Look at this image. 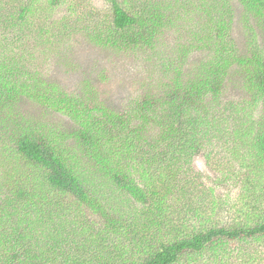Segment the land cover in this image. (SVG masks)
Wrapping results in <instances>:
<instances>
[{
	"label": "trees",
	"instance_id": "16d2710c",
	"mask_svg": "<svg viewBox=\"0 0 264 264\" xmlns=\"http://www.w3.org/2000/svg\"><path fill=\"white\" fill-rule=\"evenodd\" d=\"M64 1L0 0V43L19 31L36 45L38 37L51 44L84 30L101 47L148 50L161 59L152 68L164 80L110 104L98 93V72L97 81L86 75L71 91L35 69L29 50L0 46L9 141L0 170V264H51L58 255L56 264H100L101 248L106 263L264 264V0H104L103 22L78 16L49 24ZM236 7L248 33L241 51L232 33ZM178 19L191 24L186 41L178 37L170 54L158 50L156 39L168 26L177 31ZM232 72L249 99L224 98ZM22 97L75 127L45 129L17 110ZM216 151L233 154L245 170L236 206L198 191L193 183L204 181L195 172L183 178L194 156ZM80 209L100 223L78 231L70 216ZM117 238L133 243L127 254Z\"/></svg>",
	"mask_w": 264,
	"mask_h": 264
},
{
	"label": "rangeland",
	"instance_id": "374dc122",
	"mask_svg": "<svg viewBox=\"0 0 264 264\" xmlns=\"http://www.w3.org/2000/svg\"><path fill=\"white\" fill-rule=\"evenodd\" d=\"M69 4L72 6L76 5V9H70ZM47 12V10L45 9ZM83 12V14L81 13ZM107 4L104 0H65L59 8H57L54 13L49 17V24L55 22L58 19V24L60 27L66 22L67 19H74L80 16L81 18L90 17L99 22L106 18ZM239 8L236 7V17L234 20L232 33L236 38L238 49L245 50L247 48V30L241 25L239 19ZM67 16V17H66ZM39 21H36L38 23ZM179 29L174 31L172 26H168L164 29V32L159 35L156 39L158 50H165L164 53H169L171 49L174 48V44L179 37V41L185 42L184 32L188 25L182 19L176 20ZM252 25H255V39L259 42V45L263 43V34L259 31L258 24L256 20L251 21ZM48 24V25H49ZM38 25V24H37ZM5 27L0 25V35L3 34ZM15 28V27H12ZM191 28V27H190ZM250 30L248 32H250ZM19 31V30H18ZM16 33H18L16 31ZM20 35L12 38H7L5 41L0 43V46H13V50H17L23 47L25 50H29L32 53L30 60L34 65L35 69H38L45 73V76H51V80H55L61 83L64 89H69L71 91L79 85V82L86 75L93 77L92 83L97 81L98 75L94 76V72H98L100 76L98 77L99 95L104 94L106 99L110 104H121L128 99L135 97L139 92L145 90L151 85H156L158 80H164L162 76H158L152 64L155 63L156 58H151V54L148 50L144 48L130 49L128 46H122V50H114L112 48L101 47L94 44L88 36H86V31L79 30L66 32L63 39L58 42L53 41L49 44L47 38L38 37V43L33 39H27L23 41L22 31H19ZM15 34V30H7L4 32V36H12ZM17 35V34H15ZM22 41L20 46H15L17 39ZM185 40V41H184ZM182 42V43H183ZM248 47H252L251 45ZM263 47V46H261ZM199 52H195L190 57V61H193L198 57ZM188 62V61H187ZM232 76L229 81H227L224 88V98H236L249 99V95L244 92L238 84V75L232 72ZM171 75H169L170 77ZM49 80V81H51ZM168 80V78H166ZM153 87V86H152ZM254 105H252L253 109ZM17 110L24 116L30 118L31 121L43 124L45 129L51 128L55 132L58 131H68L75 127V123L69 119L67 115L61 112H57L53 109H46L41 105L33 102L27 97H22L19 102H17ZM258 108L253 109L255 115L258 114ZM7 119L3 116L0 111V170L3 169L2 159L3 151L5 150V145L7 141L5 140V131L7 130ZM11 121H10V129ZM69 139V138H68ZM9 142V141H8ZM225 145V144H224ZM226 146V145H225ZM252 154V153H251ZM245 163V162H242ZM250 163V162H249ZM5 167V166H4ZM185 167V166H184ZM186 174L183 178L187 180V177H193L194 172L198 175V181H204V183H193L198 191L203 192L207 195V198H214L215 196L220 199H227L235 203L233 206L237 205L236 195L239 190V186L242 181V175L245 173L244 169H240V162L233 154L228 151L223 155L222 151L218 153L214 152L211 159H206L204 154H198L193 157L192 165L185 167ZM181 183V182H179ZM215 194V196H214ZM204 197V199H207ZM230 202H227V204ZM229 204L222 205V213H225V208L229 207ZM70 219H75L79 225L78 231H82L89 223L91 225H98L100 223V218L93 212L80 209L72 212ZM119 246L124 247L125 252L130 250L132 247V242H120L116 239ZM71 249V247H70ZM102 256L99 259L100 264H119L122 262L121 259L114 260V263H106L105 258L109 256L107 248H101ZM93 253V251H92ZM70 260V259H69ZM67 260V261H69ZM110 260H113L110 257ZM62 256H57L51 264H56L57 262H62ZM256 261V260H255ZM264 261V260H263Z\"/></svg>",
	"mask_w": 264,
	"mask_h": 264
}]
</instances>
